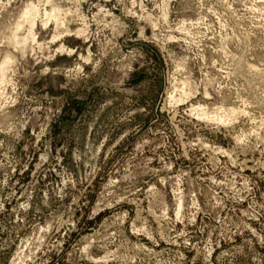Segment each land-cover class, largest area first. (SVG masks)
<instances>
[{
  "label": "rangeland",
  "instance_id": "rangeland-1",
  "mask_svg": "<svg viewBox=\"0 0 264 264\" xmlns=\"http://www.w3.org/2000/svg\"><path fill=\"white\" fill-rule=\"evenodd\" d=\"M6 55L0 264H264V0H0Z\"/></svg>",
  "mask_w": 264,
  "mask_h": 264
},
{
  "label": "bare ground",
  "instance_id": "bare-ground-1",
  "mask_svg": "<svg viewBox=\"0 0 264 264\" xmlns=\"http://www.w3.org/2000/svg\"><path fill=\"white\" fill-rule=\"evenodd\" d=\"M32 4V3H31ZM31 4H27L28 5V7L25 9V10H23V12H22V14L20 15V18H19V20L15 23V25H14V29H13V32L9 35V38H8V43L10 44V45H12V46H19V48L21 47V49H23L24 48V45H25V43L29 40V39H31L33 42H34V39H33V35H32V27H33V25L35 26V23H34V21H35V19L37 18V16L38 15H40V14H38V13H40V12H38L37 11V8H35L36 6L35 5H31ZM26 5V6H27ZM51 7V6H50ZM58 9H56V7L55 8H50V11L48 10V12L46 11V13H44V16H41V17H44L43 19H44V21H42L43 22V25L45 26V25H47L48 23H49V21H52L53 20V22H55V24H56V26L57 25H61L62 24V22L59 20V18H61V16L62 15H59V17H58V14L60 13H58ZM44 12H45V10H44ZM42 15H43V13H41ZM61 14V13H60ZM64 16H66V14L64 15ZM39 17V16H38ZM65 18V17H64ZM42 19V20H43ZM62 19H63V17H62ZM63 21H64V19H63ZM36 22V21H35ZM24 23H27L28 25V28H27V33H26V35L24 36V37H22V38H19L18 39V31L22 28V26H23V24ZM47 23V24H46ZM64 24V23H63ZM39 47V46H38ZM20 49V50H21ZM19 51V50H18ZM58 51V50H57ZM11 55H6V56H4V58L2 59V61H1V65H0V67H1V75H0V82L2 83V81L4 82V80L3 79H5L4 78V76H5V67H7V65L11 62V57H10ZM8 79V78H7ZM193 90V89H192ZM185 94V96H187L186 95V93H184ZM188 95H189V93H188ZM192 95V94H191ZM195 95V94H194ZM184 96V95H183ZM184 96V97H185ZM173 98V97H172ZM5 101V100H4ZM171 101V100H170ZM217 109V108H216ZM220 109V108H219ZM223 110V109H222ZM226 110V109H225ZM213 111V110H212ZM207 113V112H206ZM229 113V112H228ZM233 113V112H232ZM192 114V113H191ZM199 114V113H198ZM227 115H229V114H227ZM205 116V115H204ZM206 117V116H205ZM208 118V117H207ZM226 117H221V118H219L218 120L221 122H223L224 120H227V118L225 119ZM212 119V118H211ZM229 121V120H228Z\"/></svg>",
  "mask_w": 264,
  "mask_h": 264
}]
</instances>
